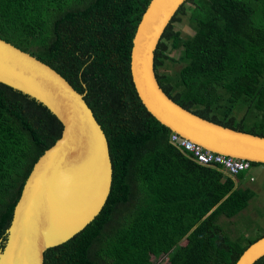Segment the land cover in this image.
Wrapping results in <instances>:
<instances>
[{
    "label": "trees",
    "instance_id": "trees-1",
    "mask_svg": "<svg viewBox=\"0 0 264 264\" xmlns=\"http://www.w3.org/2000/svg\"><path fill=\"white\" fill-rule=\"evenodd\" d=\"M149 1L0 0V38L84 93L111 159L101 210L71 238L47 248L43 264H160L154 260L161 256L166 264H234L259 237L232 239L218 223L254 196L239 185L247 173L230 176L191 160L136 94L130 48ZM182 15L191 35L173 25ZM168 61L179 68L163 72ZM153 69L162 90L185 109L264 136V0H185L163 30ZM61 130L45 105L0 82V247L33 163ZM250 164L263 168L264 185V164ZM252 264H264V255Z\"/></svg>",
    "mask_w": 264,
    "mask_h": 264
},
{
    "label": "water",
    "instance_id": "water-1",
    "mask_svg": "<svg viewBox=\"0 0 264 264\" xmlns=\"http://www.w3.org/2000/svg\"><path fill=\"white\" fill-rule=\"evenodd\" d=\"M184 1L150 0L144 9L130 48L136 94L171 132L209 151L264 164L263 135L205 119L174 102L158 84L154 50ZM0 82L45 105L62 125L60 136L33 163L0 247V264H43L47 248L82 230L104 205L112 181L108 143L84 93L51 66L2 38ZM262 255L264 234L248 244L234 264H252Z\"/></svg>",
    "mask_w": 264,
    "mask_h": 264
},
{
    "label": "rangeland",
    "instance_id": "rangeland-1",
    "mask_svg": "<svg viewBox=\"0 0 264 264\" xmlns=\"http://www.w3.org/2000/svg\"><path fill=\"white\" fill-rule=\"evenodd\" d=\"M185 6L187 9H190L192 4L186 2ZM173 25L176 29L180 30L182 35H191L193 33V29L185 15H182L181 20L175 21ZM170 55L176 57L178 55V50H172ZM179 66L180 65L177 63L168 61L161 70L166 73H171L178 69ZM242 112L241 110H237L235 114L237 117H240ZM245 172L247 173V178L239 183V185L250 187L254 191V196L249 199L245 208L232 217L220 216L218 219V223L232 239L255 238L264 234L263 168L254 166L249 170H245ZM250 177H252V179ZM182 243H184V241ZM166 258V256H161L160 259L154 260V262L159 261L158 263L160 264H166Z\"/></svg>",
    "mask_w": 264,
    "mask_h": 264
},
{
    "label": "built area",
    "instance_id": "built-area-1",
    "mask_svg": "<svg viewBox=\"0 0 264 264\" xmlns=\"http://www.w3.org/2000/svg\"><path fill=\"white\" fill-rule=\"evenodd\" d=\"M169 142L194 162L201 165L218 166L230 176H235L237 173L251 168L250 161L209 151L175 132H171L169 135ZM250 178L252 179V177Z\"/></svg>",
    "mask_w": 264,
    "mask_h": 264
},
{
    "label": "crops",
    "instance_id": "crops-1",
    "mask_svg": "<svg viewBox=\"0 0 264 264\" xmlns=\"http://www.w3.org/2000/svg\"><path fill=\"white\" fill-rule=\"evenodd\" d=\"M261 167V166H260ZM262 168V167H261ZM249 172V171H248ZM251 175H253L252 173H250Z\"/></svg>",
    "mask_w": 264,
    "mask_h": 264
}]
</instances>
